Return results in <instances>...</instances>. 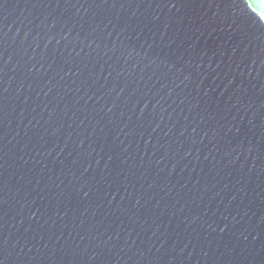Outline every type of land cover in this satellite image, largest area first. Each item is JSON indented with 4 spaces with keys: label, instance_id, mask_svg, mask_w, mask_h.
<instances>
[{
    "label": "snow or ice",
    "instance_id": "obj_1",
    "mask_svg": "<svg viewBox=\"0 0 264 264\" xmlns=\"http://www.w3.org/2000/svg\"><path fill=\"white\" fill-rule=\"evenodd\" d=\"M175 5H173L174 7ZM261 20H264V17H260ZM0 264H4V259L0 258Z\"/></svg>",
    "mask_w": 264,
    "mask_h": 264
}]
</instances>
